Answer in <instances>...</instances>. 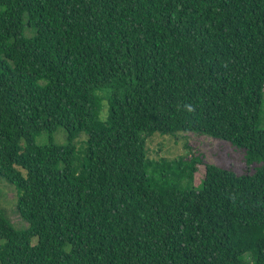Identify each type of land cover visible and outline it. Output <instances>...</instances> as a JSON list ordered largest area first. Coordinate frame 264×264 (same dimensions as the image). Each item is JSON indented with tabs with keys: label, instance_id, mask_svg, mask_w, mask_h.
Here are the masks:
<instances>
[{
	"label": "trees",
	"instance_id": "16d2710c",
	"mask_svg": "<svg viewBox=\"0 0 264 264\" xmlns=\"http://www.w3.org/2000/svg\"><path fill=\"white\" fill-rule=\"evenodd\" d=\"M263 98L264 0H0V264H264ZM192 132L263 163L196 189Z\"/></svg>",
	"mask_w": 264,
	"mask_h": 264
},
{
	"label": "rangeland",
	"instance_id": "374dc122",
	"mask_svg": "<svg viewBox=\"0 0 264 264\" xmlns=\"http://www.w3.org/2000/svg\"><path fill=\"white\" fill-rule=\"evenodd\" d=\"M257 126L259 129H264V98ZM176 136L155 133L148 138L147 143L150 156L152 158H174L187 154L195 162L193 164L195 171L192 174L190 185L196 189L201 187L206 165L210 164L231 169L236 175H241L245 172L252 173L263 163L260 160L247 163L244 151L230 141L199 135L194 132L178 133ZM52 139L57 144H64L67 142L68 137L65 130L62 127H58L52 133ZM47 140L48 134L46 132L36 137L38 144H43ZM85 140L86 135L81 134L74 138L73 143L80 146ZM186 144L193 148L192 152H189L190 148L186 147ZM180 185L182 187L187 186V181H183ZM15 199L16 193L14 187L0 178V203L6 211L5 217L14 228H25L26 222L14 212Z\"/></svg>",
	"mask_w": 264,
	"mask_h": 264
},
{
	"label": "clouds",
	"instance_id": "9594fccd",
	"mask_svg": "<svg viewBox=\"0 0 264 264\" xmlns=\"http://www.w3.org/2000/svg\"><path fill=\"white\" fill-rule=\"evenodd\" d=\"M187 111H188V112H192L193 109H192L190 106H187Z\"/></svg>",
	"mask_w": 264,
	"mask_h": 264
}]
</instances>
